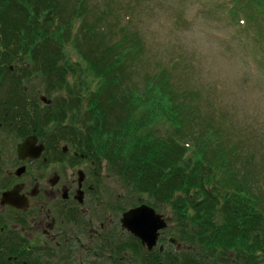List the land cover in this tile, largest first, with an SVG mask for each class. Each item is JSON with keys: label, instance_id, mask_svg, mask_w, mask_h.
Instances as JSON below:
<instances>
[{"label": "trees", "instance_id": "16d2710c", "mask_svg": "<svg viewBox=\"0 0 264 264\" xmlns=\"http://www.w3.org/2000/svg\"><path fill=\"white\" fill-rule=\"evenodd\" d=\"M88 6L89 0H0L2 102L33 128L52 122L72 128L66 135L80 139L83 152L121 179L126 200L136 201L138 195L137 204L157 212L172 201L173 239L187 248L147 252L137 243L135 255L144 264H264V205L252 192V179L238 180L228 164L216 165L217 155L207 154L205 143L194 152L196 158H185L192 151V135L186 130L191 120L179 102L194 100L185 93L167 95L170 85L165 71L147 81L140 94L128 70L127 34L120 44H106L101 26L104 15L91 13ZM83 18L90 23L78 26ZM68 48L78 60L69 57ZM12 65L15 76L10 72ZM5 71L9 74L3 76ZM31 77H39L49 93L65 92L78 99L63 98L43 109L44 114L36 112L37 101L26 96ZM83 77L90 78L93 88L86 95L76 92L71 83L75 78L81 84ZM140 106L144 111L136 113ZM159 124L173 125L170 136L150 132ZM217 169L232 183L222 197L207 185V177ZM140 195L147 196V201ZM18 251L9 235L0 234V264L15 262ZM18 259L27 258L22 254Z\"/></svg>", "mask_w": 264, "mask_h": 264}, {"label": "rangeland", "instance_id": "374dc122", "mask_svg": "<svg viewBox=\"0 0 264 264\" xmlns=\"http://www.w3.org/2000/svg\"><path fill=\"white\" fill-rule=\"evenodd\" d=\"M88 7L91 13L104 15L101 26L105 29L106 44H120L127 34L128 43L124 47L129 55L128 70L140 94H144L147 81L165 71L170 85L167 95H173V91L185 93L194 100L193 107L190 101L179 102L186 107V117L192 122L186 125L188 134L192 135L189 141L192 151L187 152L185 158H196L195 153L201 151L205 143L209 147L207 154L217 155L216 165L228 164L237 173L238 180L252 179V192L264 205V0H237L236 3L233 0H89ZM88 19L93 21L92 17ZM86 20L83 18L77 25L89 24ZM68 50L72 60L79 59L70 48ZM90 78L83 77L81 84L72 78V87L81 95L89 94L93 89ZM92 83L97 82L92 80ZM27 86L26 96L38 103L36 112L43 113V109L52 107L43 103L44 96L50 97L53 105L58 100L78 99L77 95L65 92L52 90L49 93L39 77H31ZM135 111L140 113L144 108L140 106ZM44 126L52 131L62 124L52 122L50 127ZM157 131L170 136L173 125L163 127L159 124L150 128V132ZM18 143L19 140H11L10 145ZM86 166L81 163L63 167L69 168V174L76 175ZM212 174L207 177V185L222 197L232 183L227 174L218 169ZM0 175L4 178V172ZM101 176L105 183V195L101 199L109 211L103 217L93 212L94 230L107 219L111 221V214L116 226L121 211L130 209L133 203L136 204L132 208L145 205L137 204L138 195L136 201L126 200L125 184L106 168ZM140 196L147 201V196ZM172 206L171 201L157 212L168 223L170 235L164 234L166 239L174 238L176 217ZM167 244L162 243L163 246ZM128 246L133 248L128 250L132 257L137 248L134 249V244ZM158 248L156 250L160 251ZM186 248L178 242L168 245L166 251L171 253L177 249L178 252ZM135 257L127 264H144L142 257Z\"/></svg>", "mask_w": 264, "mask_h": 264}, {"label": "flooded vegetation", "instance_id": "af4514ba", "mask_svg": "<svg viewBox=\"0 0 264 264\" xmlns=\"http://www.w3.org/2000/svg\"><path fill=\"white\" fill-rule=\"evenodd\" d=\"M10 70L15 76L14 65ZM7 74L5 71L2 75ZM3 84L0 76V89ZM49 98L44 96L42 101L51 106ZM5 102L0 95V172H4V178L0 175V234L9 235L19 249L12 264H127L136 258L135 254L129 257L128 245L134 244L137 252V243L147 252L158 247L166 251L168 245H173V238L167 240L163 236L168 227L161 232L158 246L152 251L125 230L121 219L132 207L121 211L116 226L111 214V221L107 219L94 230L93 212L103 217L109 211L101 199L105 195L101 176L105 167L100 168L96 159L81 150L80 139L66 135L72 128L49 131L40 123L33 128L31 122L10 112ZM29 138L36 139L30 149L32 155L29 150V155L26 152L22 154L25 157L21 156L18 148ZM11 140L20 143L11 147ZM81 163L87 166L76 175L63 167ZM163 242L169 244L163 246ZM22 254L27 258L24 261L18 259Z\"/></svg>", "mask_w": 264, "mask_h": 264}, {"label": "water", "instance_id": "95a60500", "mask_svg": "<svg viewBox=\"0 0 264 264\" xmlns=\"http://www.w3.org/2000/svg\"><path fill=\"white\" fill-rule=\"evenodd\" d=\"M35 143V138H29L26 143L19 146V154L25 157V155L22 154L33 148ZM32 152L33 151L30 150L31 155ZM27 155H29V152L26 154V156ZM6 201L9 203L8 200ZM3 204H5V202H3ZM121 222L123 228L139 239L142 245L146 247L148 251H152L158 246L161 232L166 230L168 227L164 217L157 213L154 208L148 205H141L124 213ZM171 242L174 245H177L178 243L175 239H172ZM160 249L163 251L164 247H161Z\"/></svg>", "mask_w": 264, "mask_h": 264}]
</instances>
